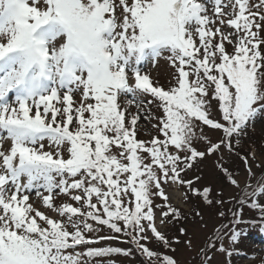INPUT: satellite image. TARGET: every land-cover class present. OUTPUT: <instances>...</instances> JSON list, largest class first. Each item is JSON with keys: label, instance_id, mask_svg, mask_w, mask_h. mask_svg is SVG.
Here are the masks:
<instances>
[{"label": "snow or ice", "instance_id": "obj_1", "mask_svg": "<svg viewBox=\"0 0 264 264\" xmlns=\"http://www.w3.org/2000/svg\"><path fill=\"white\" fill-rule=\"evenodd\" d=\"M161 57L174 69L167 85L144 71ZM262 115L264 0H0V264L131 255L77 251L120 234L141 264H176L145 243L171 247L156 227L157 212L161 225L181 215L166 189L211 203L210 188L193 187L200 177L184 179L209 156L237 185L223 161ZM141 119L155 121L149 140L137 138ZM252 187L245 202L259 204L264 181ZM33 191L58 219L29 202ZM62 195L75 203L57 205Z\"/></svg>", "mask_w": 264, "mask_h": 264}, {"label": "rangeland", "instance_id": "obj_2", "mask_svg": "<svg viewBox=\"0 0 264 264\" xmlns=\"http://www.w3.org/2000/svg\"><path fill=\"white\" fill-rule=\"evenodd\" d=\"M225 31L227 32L229 29L226 28ZM227 47L229 52L233 50L232 46ZM144 71L150 74L152 80L158 81L161 85H167L174 69L170 66L166 58L161 57L155 64L149 63L144 68ZM76 99H79V95H77ZM121 102H125L124 97H121ZM145 107H148L147 104H145ZM135 110V105H132L131 111L135 112ZM210 111L212 110L210 109ZM152 112H155L154 108ZM213 115H215L214 112ZM153 123H155L154 120L147 122L141 119L137 138L149 140L151 135L155 134V130L152 129ZM210 135L212 134L210 133ZM259 140L264 142V115L249 125L248 136L239 149V155H233L231 158L225 157L223 161L224 165H226L224 167L233 171L234 178L238 182L237 185H232L230 182L225 181L223 173L221 174L218 169L217 158L212 156L195 164L184 175V179L186 180L194 179L197 176L200 177L198 182L193 183V187L197 189H203L204 187L210 188L209 199L212 201L211 203L205 202L201 195L193 194L186 187L172 186L166 189L171 196L170 203L173 207L179 209L182 216L189 218L193 215L189 221L187 219L179 228H174L173 224L177 226L176 219L169 217L168 221L161 225L160 214L159 212L156 213L157 229L175 247V252L172 250L169 251L173 253L171 256L176 261V264H264V239L261 238L263 234L252 232L249 236V245L242 249V251L235 249V247L239 248L238 243L234 244V242H230L233 234L237 236L239 232L245 229L246 223H244V220L247 219L252 210L249 206H258L255 202H245L244 197L246 193L253 191L252 185L257 184L258 178L264 181V175H262L264 174V143L262 142V144L260 143L258 145ZM45 144H47V141H45ZM195 146L198 150H203L202 144L197 143ZM240 156H248V166L251 168V176L246 170L245 164L242 162ZM246 185H248L247 188H245ZM242 189L245 191L242 192ZM246 199L253 200L252 197H246ZM255 200H258L259 203L263 202L264 194H259L255 197ZM216 201H222V203H217ZM29 202L46 215L57 219L59 218L56 212L42 205V202L36 197L34 191L30 195ZM65 202L75 203L68 196L62 195L56 199L57 205ZM156 202L160 203L159 200ZM190 213L191 215L187 216ZM197 213L199 214L197 215ZM237 213H241L240 220L242 222L235 223L234 225V216ZM233 226L237 230L235 233L229 231ZM182 228L185 230L184 234L180 231ZM177 231H180V233H176ZM226 231H229V238L223 241L225 250L221 251L220 242L217 241L216 237L217 234H223ZM99 234L111 235L107 228H103ZM120 235V240L103 241L93 244L100 247H113L121 244V242H127L128 238L126 239V236L123 234ZM189 240L191 241L190 246L187 243ZM153 241L147 242L152 244ZM212 244L216 245L214 249L211 247ZM85 248L86 246H82L77 251L84 252ZM202 249L203 251H201ZM239 251L240 255H237ZM118 262L106 261L101 258L96 261V264H129L127 260H119Z\"/></svg>", "mask_w": 264, "mask_h": 264}, {"label": "trees", "instance_id": "obj_3", "mask_svg": "<svg viewBox=\"0 0 264 264\" xmlns=\"http://www.w3.org/2000/svg\"><path fill=\"white\" fill-rule=\"evenodd\" d=\"M262 142H263L262 140H259L258 145H260V143L262 144ZM224 166H226V165H224ZM218 169H219V167H218ZM219 171L222 174L220 169H219ZM220 177H222V176H220ZM223 177H224L225 181H227L225 176H223ZM223 183H225V182H223ZM260 203H264V201L260 202ZM260 203L257 204L258 206H251V205L249 206L252 210H251L249 216L247 217V219L244 220V223H246L245 229L243 231L239 232L236 236L237 239L234 242V244L238 243L239 248L235 247V249L242 251V249L247 247L249 245V243H248L249 236L252 234V232H255L258 234H260V233L263 234L262 238L264 239V232H262L260 230L261 227H264V213H262L260 211V205H264V204H260ZM190 215H191V213L188 214L187 216H190ZM192 217H193V215L190 216L189 218L186 216L180 215V217L176 219L177 226L175 224H173V227L179 228L181 225H183L185 223V221L187 219H188L187 221H189ZM176 233H180V231H177ZM125 238L127 239V237H125ZM145 243L147 244V246L151 250L158 251L162 255L167 254L170 257H172L171 255L173 253L170 252L169 250H172L175 252V247L172 243H171V247L168 249H163L164 248L163 245L156 242L155 240L153 241L152 244H150L148 242H145ZM87 247H100V246H96V244H90V245H87L86 248ZM113 247H120L122 249H130V250H132V254L131 255L111 254V255H107V256L93 257L91 259H89L88 257H84V259L88 261V264H94V263L96 264V261L101 259V258L105 259L106 261H117V262L119 260H127V261H129V264H141L142 260H145V261L147 260L146 257H141L140 253L134 250L135 246L132 245L130 242H128V239H127V242H121V244H118V245L113 246ZM86 248L84 249V251H86ZM240 251L237 253V255H240ZM102 261H104V260H102ZM230 264H235V263H230Z\"/></svg>", "mask_w": 264, "mask_h": 264}, {"label": "bare ground", "instance_id": "obj_4", "mask_svg": "<svg viewBox=\"0 0 264 264\" xmlns=\"http://www.w3.org/2000/svg\"><path fill=\"white\" fill-rule=\"evenodd\" d=\"M262 238V237H261Z\"/></svg>", "mask_w": 264, "mask_h": 264}]
</instances>
